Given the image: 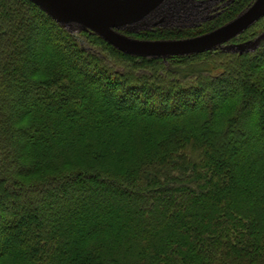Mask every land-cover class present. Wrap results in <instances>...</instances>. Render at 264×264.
Segmentation results:
<instances>
[{"label": "trees", "instance_id": "obj_1", "mask_svg": "<svg viewBox=\"0 0 264 264\" xmlns=\"http://www.w3.org/2000/svg\"><path fill=\"white\" fill-rule=\"evenodd\" d=\"M80 35L0 0V264H264V39L162 59Z\"/></svg>", "mask_w": 264, "mask_h": 264}, {"label": "water", "instance_id": "obj_2", "mask_svg": "<svg viewBox=\"0 0 264 264\" xmlns=\"http://www.w3.org/2000/svg\"><path fill=\"white\" fill-rule=\"evenodd\" d=\"M30 1L68 31L93 32L116 49L133 56L166 59L170 56L197 54L217 48L242 53L254 50L264 39L263 32L254 40L223 45L264 17V0H254L233 19L203 34L156 40L133 38L119 30H142V26H138L137 22L163 0Z\"/></svg>", "mask_w": 264, "mask_h": 264}, {"label": "rangeland", "instance_id": "obj_3", "mask_svg": "<svg viewBox=\"0 0 264 264\" xmlns=\"http://www.w3.org/2000/svg\"><path fill=\"white\" fill-rule=\"evenodd\" d=\"M206 1L210 2V0H206ZM227 1L229 0H220L216 3L215 2L212 4L209 3L208 5L207 4L208 2H205L204 0H163L161 4H159L155 9H153L151 12H149L146 16H144L141 20L137 22L138 26H142V30H137L134 32L122 31V30H119V31L133 38L149 39V40L180 39V38L193 37V36L208 32V31H204V32L199 33L200 29L204 28L203 25L205 22L219 17L227 9L226 7L234 0H230L228 5H225L224 7L221 8V10L219 9L216 13L212 12L214 8L216 7V5H221V3H226ZM158 28L159 29H173L174 31L181 30V29L182 30L187 29L188 32H193L195 34L190 35V36L166 37V38L140 37L139 34H137L138 31L155 30ZM263 32L264 31H262L261 33ZM72 33L76 34L78 39L82 43H85L83 36L80 35V31H74ZM261 33H259L258 35H260ZM256 37H254L253 39H249V40H254ZM233 39H231L230 41L226 42L223 45L226 46L230 44H237V43L245 42V41H234L233 42L232 41ZM249 40H246V41H249ZM255 98L258 100H261V94L256 93ZM246 114H248V111ZM238 138H241V136H239Z\"/></svg>", "mask_w": 264, "mask_h": 264}, {"label": "flooded vegetation", "instance_id": "obj_4", "mask_svg": "<svg viewBox=\"0 0 264 264\" xmlns=\"http://www.w3.org/2000/svg\"><path fill=\"white\" fill-rule=\"evenodd\" d=\"M205 2H208V1H206V0H204ZM218 1H220V0H210V2H208L207 4L209 5V3H216V2H218ZM230 2V0L229 1H227L226 3H221V5H216V7L214 8V10L212 11V12H217L219 9L221 10V8L222 7H224L225 5H228V3ZM208 7H210V6H208Z\"/></svg>", "mask_w": 264, "mask_h": 264}]
</instances>
